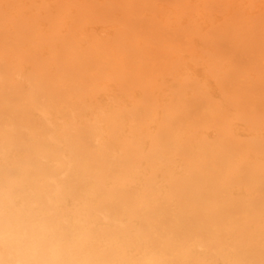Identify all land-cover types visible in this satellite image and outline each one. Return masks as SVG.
I'll return each mask as SVG.
<instances>
[{
	"label": "bare ground",
	"instance_id": "obj_1",
	"mask_svg": "<svg viewBox=\"0 0 264 264\" xmlns=\"http://www.w3.org/2000/svg\"><path fill=\"white\" fill-rule=\"evenodd\" d=\"M240 55H264V0H0V185L23 201L0 264H57L64 226L99 245L175 218L226 264L264 257V58Z\"/></svg>",
	"mask_w": 264,
	"mask_h": 264
},
{
	"label": "rangeland",
	"instance_id": "obj_2",
	"mask_svg": "<svg viewBox=\"0 0 264 264\" xmlns=\"http://www.w3.org/2000/svg\"><path fill=\"white\" fill-rule=\"evenodd\" d=\"M255 57L264 58V55H240L235 57L239 68H244L251 65ZM263 91V90H262ZM259 113L264 114V107L258 106ZM234 131L241 132L243 129L246 130L244 123L236 122L233 124ZM1 127V124H0ZM246 133V132H244ZM252 135L258 140L262 141L259 146V150L264 154V124H257ZM258 150V147H257ZM5 192L3 187L0 185V247L5 246V254L8 257H13L14 250L11 247H6L8 245V233L9 227L4 224V215L6 211L15 217L14 213L18 211V208L22 206L23 201L18 198L14 203L12 208V213L9 211L7 205L3 204L5 199ZM5 210V213L3 211ZM46 212L42 211L38 213V217L44 219V214ZM65 220L72 221L73 218L66 217ZM137 222L141 223L143 220H153V219H135ZM178 219H168V226L165 228L155 229L153 227H148L140 232L136 230H126V231H101L98 229H93L90 235L96 238V242L99 245H82L84 240L82 239V234L80 232H70L66 226L58 231V234H62L64 244L61 248L59 242H57V247L50 251H43L45 255H50L52 258L58 259L57 264H226L227 258H222L218 256L221 254H228L230 251L226 249H218L212 239L213 236L210 232L197 231L194 229H183L174 232L170 229L172 226L171 222ZM45 222L41 223L43 226ZM140 225V224H138ZM58 226V224L54 225ZM12 233L19 235L20 233H25L29 229L28 222H23L11 226ZM6 237V239L3 238ZM47 239H52L49 236ZM89 243H92L90 241ZM123 244V246L118 247L116 252L117 255H113L110 252V248H114V244ZM171 243L173 245H168ZM31 249L27 246V250ZM26 250V251H27ZM12 251V252H11ZM25 251V252H26ZM250 253L258 254L260 253L258 249L249 248L247 251H238V253ZM260 255V254H258ZM28 260L26 264H54L52 262H45L40 259V257H31L30 253L25 254ZM238 260H235V259ZM235 259L231 260L232 264H264V257H244L237 256Z\"/></svg>",
	"mask_w": 264,
	"mask_h": 264
},
{
	"label": "clouds",
	"instance_id": "obj_3",
	"mask_svg": "<svg viewBox=\"0 0 264 264\" xmlns=\"http://www.w3.org/2000/svg\"><path fill=\"white\" fill-rule=\"evenodd\" d=\"M34 242V237L28 235L27 233H20L17 237V243L21 248H26L29 244Z\"/></svg>",
	"mask_w": 264,
	"mask_h": 264
}]
</instances>
